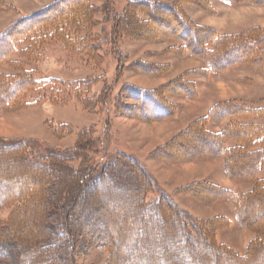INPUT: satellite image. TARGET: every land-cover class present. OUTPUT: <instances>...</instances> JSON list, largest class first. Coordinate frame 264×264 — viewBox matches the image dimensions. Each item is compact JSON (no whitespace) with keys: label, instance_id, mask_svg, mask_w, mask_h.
I'll return each mask as SVG.
<instances>
[{"label":"rangeland","instance_id":"1","mask_svg":"<svg viewBox=\"0 0 264 264\" xmlns=\"http://www.w3.org/2000/svg\"><path fill=\"white\" fill-rule=\"evenodd\" d=\"M79 2L85 17L67 0H0V156L13 165L7 146L30 141L43 169L39 191L0 203V264H264V0ZM180 20L200 55L175 50ZM215 37L229 39L218 54ZM135 90L169 116H144Z\"/></svg>","mask_w":264,"mask_h":264},{"label":"trees","instance_id":"2","mask_svg":"<svg viewBox=\"0 0 264 264\" xmlns=\"http://www.w3.org/2000/svg\"><path fill=\"white\" fill-rule=\"evenodd\" d=\"M68 2L70 3H67V10L71 12V14L73 15H76V13H79V14H82V17L84 16H87L88 13H86L84 10V14L81 13L82 10H78L79 8L83 7L82 4L78 5V6H75L74 4L76 3H80L79 0H67ZM81 1V0H80ZM84 1V0H83ZM69 5V6H68ZM149 6L151 7H154V4L153 3H147L145 4V6H141L142 8H148ZM79 7V8H78ZM78 8V9H77ZM78 10V11H77ZM46 10H42L40 11L39 13H37L36 15H34L33 17H31L30 19H26V21H30L32 18H35V17H38L39 15L43 14ZM76 12V13H75ZM179 15V14H178ZM49 17V18H48ZM180 17V15H179ZM56 17H52V16H47L46 18V21L49 22V21H52L54 20L55 21ZM24 21V20H23ZM164 24L169 25V21H166L165 19L163 20ZM173 25V23H172ZM174 27H172V29H175L177 26H179V24L177 25L176 23H174ZM171 27V26H170ZM180 28H178L179 30V34L181 39L183 40V44H184V47H181V48H176L175 50L179 53L183 52L184 53H187L189 54L192 53V54H199L201 51L200 50V41H198L199 37L196 33L197 29H195L196 27H189L187 25V23H185V21H182L180 20ZM175 31V30H174ZM9 36V35H8ZM181 40V41H182ZM220 40V41H219ZM224 43V41H229V39L227 40V38L225 39H219L218 37H215L214 39V43L213 46L211 47V50H209L210 53L214 54L215 52L218 54L220 53V50L218 51V49H221L224 48V44L220 43L222 42ZM232 42H238V40H233L232 39ZM229 43V42H228ZM209 45V43H206L205 47H207ZM10 36H9V39L7 40L6 38L2 39V37H0V57H2L4 55H7L6 52L8 51V49H10ZM184 48V49H183ZM199 50V51H198ZM189 51V52H188ZM198 51V52H197ZM230 53V52H229ZM204 54V53H203ZM227 54V53H226ZM200 55V54H199ZM198 55V56H199ZM206 55V54H205ZM227 55H222L221 57H223L224 59H226V61L224 62H228L229 60H231V58H228L226 57ZM206 57V56H205ZM208 57V56H207ZM208 61L211 65V68L213 69V67H215L216 64H214V61L211 57H208ZM213 65V66H212ZM219 68H223V66H220ZM47 82V81H46ZM40 84V83H39ZM9 86L11 85H8V83H4V84H1L0 85V96L2 94V92L7 89H9ZM26 85L24 83V81H15V83L12 85L13 88L17 90H20L22 88H24ZM7 91V90H6ZM134 97L139 101V109L142 110L143 112V115L146 116V117H149L150 114L149 113H152L151 115H160L161 117H163V115H168L170 114V110L168 109L167 105L164 104L156 94H153V93H150V94H146V93H142V92H139L137 90L134 91ZM149 93V92H148ZM150 111V112H149ZM166 116V118L168 117ZM172 116V115H171ZM217 135H220L222 138L223 137V133H220V134H217ZM200 136V135H199ZM202 137V136H201ZM206 143H210L211 145H213L212 147V152H215V151H219L223 153V148H219V145H217V142H211V141H208L206 139V137H202ZM211 140V139H210ZM30 141H22V142H18V143H15V144H11L10 146H7L8 149H10V159L12 160V162H14V160H16V163H14L13 165L11 163H9V159L8 157L7 158H4L0 156V171L1 172H4L5 174H8V175H18L15 179H18L20 180V183L21 184H14L10 181V186L8 185L7 181H5V179L1 178L0 177V190L3 188V190L5 189L4 187H10V194H2V192L0 191V203L4 202L5 200H7L9 197H13L15 194L12 193V189H19V188H23L24 190H28V194H31L34 189H37L36 191H39V189H41L42 187V178H40V175H41V171L43 170L41 167L39 168V166L37 165H34L32 162L34 161V159L36 158V155H37V152L35 151H31L32 149H35L34 146H31V144H29ZM95 146V143L92 141V140H89V139H86L84 140V142H81L80 141V147L77 148L74 156H78V158H82L83 159V162L84 160L85 161H88L87 157L84 155H81V153H86V150L87 148L89 147H94ZM3 152H6L8 154V151H5L4 149H0V155L3 153ZM19 153V154H18ZM218 154V153H216ZM261 155V156H260ZM55 156V154H54ZM53 154H52V157H54ZM57 163H53L55 164L56 166H60V165H63L64 163H62L63 161L62 160H70L68 159L70 157V155L65 156L64 154L62 155H58L57 154ZM257 156V161H259V164H260V173L264 174V167H263V160H264V152H259ZM50 157H51V153H50ZM55 158V157H54ZM71 158V157H70ZM61 162V163H60ZM53 164H51L53 166ZM10 165V166H9ZM16 165V166H15ZM27 165L29 167H31V169H35L33 170L34 172L30 171L28 173H26V167ZM51 168V166H50ZM63 168H65V166L63 165ZM42 169V170H41ZM66 169V168H65ZM54 170V169H53ZM85 171L87 172V167L84 168V167H80L78 169V172L76 173H79L80 175L82 174H85ZM26 173V174H25ZM40 173V174H39ZM78 174V175H79ZM86 175V174H85ZM11 180V179H10ZM260 180H264V176L262 178H260ZM22 181V182H21ZM25 183V184H24ZM83 184H84V181H83ZM2 185L4 187H2ZM32 191V192H31ZM4 193V192H3ZM5 197V198H4ZM40 199V198H39ZM264 200V198H263ZM43 199H41V201H34L32 202V204H30L29 207H32V209H36L37 207L38 208H41L44 206L45 204V200L43 201ZM25 211V210H24ZM26 213V212H25ZM30 214V213H29ZM36 214V213H35ZM36 216V215H34ZM33 216V217H34ZM43 234L44 235H49L48 231L45 229H43ZM42 232L37 236V238L39 236H41ZM186 232V231H185ZM43 235V236H44ZM61 234H58V237H60ZM36 240V237L34 238ZM33 239V240H34ZM32 244V243H30ZM187 250L189 251L190 248H184V253H187ZM167 258V260H166ZM175 258V257H174ZM170 256L167 257V255L164 257V261L166 262V264H196L195 262L193 261H183L181 259H179V257L174 259ZM164 262V264H165ZM32 263V262H31ZM37 264V263H36Z\"/></svg>","mask_w":264,"mask_h":264},{"label":"crops","instance_id":"3","mask_svg":"<svg viewBox=\"0 0 264 264\" xmlns=\"http://www.w3.org/2000/svg\"><path fill=\"white\" fill-rule=\"evenodd\" d=\"M212 24H217V23H215V20H211L210 21ZM221 26V25H220ZM189 167V166H188ZM188 167H186V168H188Z\"/></svg>","mask_w":264,"mask_h":264}]
</instances>
